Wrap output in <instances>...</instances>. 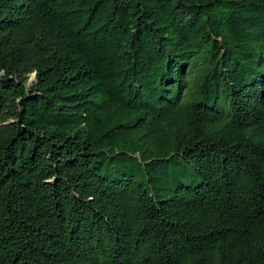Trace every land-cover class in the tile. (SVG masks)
Listing matches in <instances>:
<instances>
[{
    "label": "trees",
    "instance_id": "1",
    "mask_svg": "<svg viewBox=\"0 0 264 264\" xmlns=\"http://www.w3.org/2000/svg\"><path fill=\"white\" fill-rule=\"evenodd\" d=\"M0 264H264V0H0Z\"/></svg>",
    "mask_w": 264,
    "mask_h": 264
}]
</instances>
